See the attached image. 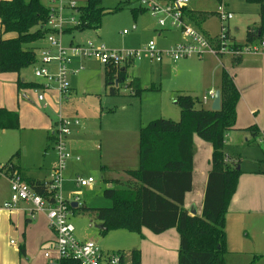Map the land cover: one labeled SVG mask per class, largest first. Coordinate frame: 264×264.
I'll return each mask as SVG.
<instances>
[{"label":"rangeland","instance_id":"1","mask_svg":"<svg viewBox=\"0 0 264 264\" xmlns=\"http://www.w3.org/2000/svg\"><path fill=\"white\" fill-rule=\"evenodd\" d=\"M71 1L79 7L86 4V0ZM42 2L45 4L44 0ZM125 2L127 0H102V7L110 10ZM133 6L131 3L123 10L103 17L98 34L91 30L75 32L62 36V41L68 43L72 39L74 43L81 45L94 41L109 50L137 49L149 41L159 47H165L177 41L175 33L167 34L164 39L163 36H158L157 31H152L155 21L146 13L139 14L134 19L130 11ZM217 6L216 0H191V8L196 11H192V17L198 23L197 27L213 39L220 36L223 24L215 14ZM65 16L68 17L69 14ZM76 22L77 20H73V23ZM123 31L127 34L123 35ZM39 42L27 48H32ZM185 61H181L184 62L183 65L179 62L174 66L165 64L162 67L149 64L146 60L135 62L127 72L129 76L137 77L141 82L143 92L139 99L131 96L132 91L125 87L128 81L125 85H118V96H109V86L104 87L105 67L95 61H85L80 74L70 77L73 92L56 100L49 91L28 90L26 98L18 105L16 101L23 99L22 94L18 95L0 83V106L10 108L19 115L18 130H0V166L11 160L12 164L19 165L24 177L48 178L47 169L57 165L55 152L46 148L48 116L58 118L63 114L62 117L79 119L82 128H76L78 134H75V131L71 135L68 148L72 158L77 156L80 161L67 162L62 172L64 189L61 194L64 199H71L73 193L80 195V209L75 210L70 218L75 228L74 236L79 241H94L104 251L122 250L129 254L133 250H141L143 242L137 234L110 231L104 236L101 235V223L91 210L111 207V201L103 197V191L109 185L114 189L135 186L125 171L138 168L140 127L160 118L178 121L179 108L173 102L176 91L199 93L203 79L209 78L211 72L221 65L220 62L228 68L233 58L219 60L215 56L206 55L202 60L191 58ZM77 63L78 61L74 62ZM200 65L203 67V73ZM25 74L28 81H38L34 76V67L26 69ZM152 87H155L156 91L150 90ZM39 94H42L46 101L49 99L52 102L53 99L54 104L45 101L47 107L44 108L43 104L37 101ZM239 106L238 124L240 128H246L253 123L243 100ZM55 109L57 110L54 112ZM233 139L238 143V136H233ZM245 146L243 149L236 146L230 148V153L238 151L236 158L242 161L241 171L264 173L260 150L253 143H246ZM17 152L19 158L13 157ZM77 177H92L95 184L90 189L76 188L73 182ZM117 180L118 183H115ZM9 188V181L0 177V198L9 195ZM243 188L244 198H248L246 209L239 214H231L228 210L226 214L227 251L228 241L233 251H228L225 255V264H264V178L250 181L244 179ZM84 208L89 211H84ZM143 246L145 257L144 263L141 261L140 264H174L169 253L156 254L155 249L146 244ZM46 251L52 252V249L48 248ZM167 251L173 252L170 248ZM254 255L261 257L252 262ZM32 257L33 264H49L47 259L43 258V251L39 254L34 249Z\"/></svg>","mask_w":264,"mask_h":264},{"label":"trees","instance_id":"2","mask_svg":"<svg viewBox=\"0 0 264 264\" xmlns=\"http://www.w3.org/2000/svg\"><path fill=\"white\" fill-rule=\"evenodd\" d=\"M245 2L259 5V24L256 28H247L243 44H237L226 32L225 39L231 41L232 49L251 46L264 40V0ZM129 5L131 3L127 1L107 10L102 7V0H86L85 6L77 8L78 25L64 29L62 34L71 35L87 30L98 33L103 17ZM130 11L134 19L139 14H145L135 6ZM187 15L189 22L198 28V23L188 9ZM48 17L49 9L42 0L0 1L2 31L4 34H16V38L0 40V74H19L34 66L37 61L36 52L27 46L45 39L50 33L45 27ZM240 58L234 59V66L239 63ZM127 71L128 67L105 68L104 87L109 86V96H118V85H125L128 81L125 87L132 91L130 95L140 98L143 92L141 82L137 77L129 76ZM16 85L19 92L42 88L36 82L21 79L17 80ZM150 90L156 91L155 87ZM219 91L220 110L217 112L204 109L198 97L176 92L173 102L179 108L178 121L160 118L140 127L138 168L125 171L135 186L125 189H114L113 186L106 188L103 197L111 201V207L91 210L101 223V235L110 231H127L141 237L142 229L154 235L175 229L179 236L177 264H225L228 252L226 214L242 172L239 168L240 158L229 162L224 152L225 137L235 128L236 107L241 96L233 76L223 67L220 70ZM18 129V113L0 108V130ZM244 131L251 138L248 144L254 145L260 134L264 133L256 126H249ZM194 135L209 143L212 148L211 169L200 216H191L184 209L185 195L192 189ZM13 157L19 158V153ZM4 166L7 174L20 177L19 165H14L9 160ZM21 181L42 197L48 198L54 194L47 193L44 182L32 179ZM83 210L89 211L86 208ZM20 254L24 255L23 247ZM260 257L254 256L252 262ZM131 263H141L140 250L131 251ZM59 264L77 263L62 259Z\"/></svg>","mask_w":264,"mask_h":264},{"label":"built area","instance_id":"3","mask_svg":"<svg viewBox=\"0 0 264 264\" xmlns=\"http://www.w3.org/2000/svg\"><path fill=\"white\" fill-rule=\"evenodd\" d=\"M44 1L49 9L45 27L50 33L45 37L47 47L36 53L34 76L45 82L42 85L44 90L48 91L50 87H54L58 98L69 94L71 72L77 73L82 70L81 66L78 69L71 68L75 61H95L105 68H130L135 62L143 60L149 64L174 65L191 58L202 60L206 55L218 59L226 57L235 59L244 54H264V40L251 46L232 49L231 41L225 39V34L228 32L226 24L232 18V14L225 9V0H216L218 3L216 14L223 24L220 36L215 39L207 37L189 22L187 9L189 10L190 0H127L155 21L158 36L176 33L180 37L168 47H159L153 41H149L140 48L129 50H109L94 41L66 47L62 41V32L66 28L78 25V21L73 23V20H77L78 6L71 0ZM123 34L127 33L123 31ZM37 99L44 108L47 107L42 94H39ZM79 125L80 120L77 118L58 116L52 128L51 137L57 165L52 169L49 181L45 183L47 193H54L52 196L45 198L38 195L21 181V177L7 174L6 166H0V177L6 178L10 185L9 198L0 205V212L22 210L29 220L35 219L38 215L46 218L48 228L54 235L52 252L44 253L49 264H59L62 259H70L77 264H132L131 253L104 251L94 241H79L74 236L75 228L70 221L75 211L72 204H76V208L80 207V195L73 193L71 199H64L61 194L64 189L62 172L67 162L72 159L68 149V138ZM258 145L264 161V133L260 134ZM94 184L95 180L92 177H77L75 180L76 188L90 189ZM10 244H14V241L11 240Z\"/></svg>","mask_w":264,"mask_h":264},{"label":"crops","instance_id":"4","mask_svg":"<svg viewBox=\"0 0 264 264\" xmlns=\"http://www.w3.org/2000/svg\"><path fill=\"white\" fill-rule=\"evenodd\" d=\"M225 9L227 12L232 14L231 20H229L226 24L229 37L232 38L237 44H243L245 32L247 28L253 29V28H256L259 24V10H260L259 5L247 4L245 0H225ZM189 11L191 12L193 11L196 13V11L192 10L191 8V0H190V5H189ZM198 29L200 32L206 35V33L203 30H201L200 28ZM151 30L154 32L157 31L156 27L152 28ZM167 34H163L162 38L164 39L167 38L166 37ZM206 36L209 37L208 35ZM176 37H177L176 40L178 41L180 38L179 35L176 34ZM13 38H16V34L14 33L4 34L0 26V40L13 39ZM174 42L169 43L165 47H168ZM63 44L66 47L72 46V45H81V43H74L72 39L68 43L63 42ZM45 47H47L46 39H43L41 42L32 46V48L35 50L36 53L40 49L45 48ZM229 59L231 60L232 58H229ZM84 62L85 61H82L80 63L78 62L77 64L73 63L71 65V68L78 69V67H80L81 65L82 70H83ZM165 64L167 63L161 64V65L157 64V65L162 67ZM183 64L184 62H181V65ZM220 64L221 65L218 66L217 70L214 69L211 72V75L209 76V78H207L206 80L203 79L201 87L199 89L200 90L199 93H196V92L193 93L189 91H176V92H182V93L188 94L193 97H198L202 102L201 104L202 107L204 109L210 110L212 106V102H213V98H211V94H214L216 91H219L220 70L222 69V67L231 76H233L234 83L240 93L241 98L236 107L237 120H236L235 128L233 131L228 132L225 137L224 152L229 162H232L233 160H236V154L238 153V151L236 153H230V148L232 146H236L240 149H243L246 147L245 146L246 143H248L249 140L251 139L248 133L244 131L247 127L240 128L238 124V120L240 116L239 115V109H240L239 104L242 102V100H243V105L247 107V111L252 120L251 122L253 123L250 126H256L258 130L264 131V54H260V55L244 54L243 56H241L239 63L236 66H234V59H233V62L231 63L229 62L227 66L228 68H225L223 63L220 62ZM167 65L174 66L176 64L174 65L167 64ZM229 65H230V68H229ZM201 66L202 65H200V68L202 71L203 67ZM50 68L51 70H54L53 67H50ZM240 70L243 72H240ZM25 73H26V69L21 71V73L19 74H0V83H2L3 86L10 88L12 91L16 92L18 95L22 94L23 99L21 101L20 100L16 101L18 105H20V103H22V101L26 98L27 96L26 92L28 91V90H21L20 92L17 91L16 82L18 79H21L27 82H36L41 86L45 83L43 80H40V79H38V81H35V80L28 81L26 79ZM78 74H80V71H78L77 73L71 72L69 76V81L72 75L74 76ZM41 89H43V87ZM48 91L52 94L53 96L52 98H55V100L56 98H58L54 87H50ZM72 92H73V88L71 87V84H70L69 94H71ZM247 95H250V96H247ZM46 102L50 104V103H53L54 101L52 99V102H50V100L48 99V101ZM257 106L258 108H255ZM0 108H4V107L0 106ZM6 110L13 111V110H10V108ZM56 110L57 109H55L54 112ZM62 116L64 115L62 114ZM48 118H49V121H48L47 128L49 130L47 131V136H46V139L48 142V145H46V148L47 147L49 149L51 148L54 152L53 140L49 141V139H52L51 131H52V128L55 122L57 121V116L52 117V118L48 116ZM70 118H74V117H70ZM178 118H179V114H178ZM80 126H81V121H80V125L77 128H79ZM74 132L75 134H78V130H76V128L74 129L72 134ZM233 136L239 137L238 143L234 142ZM69 138H68V145H69ZM193 143H194L195 151H194V156H193L192 189L190 192L186 193L185 195L184 209L188 212L189 209L192 207L193 210L196 211V215L200 216L202 212L207 177L211 169L210 159H211L212 148L209 143L202 141L195 135L193 137ZM255 146L261 152V149L257 141L255 143ZM261 156H262V153H261ZM71 160L74 162L80 161L79 157L77 156H74V158H72ZM261 161H262V164L264 165L263 158L262 160H260V162ZM55 167L56 166H53L52 168L47 169L49 177L46 179L24 177L22 174V170H20V177L22 179H32V180L46 183L49 181L50 173L52 169ZM239 168L241 170V167ZM241 172L242 174L239 178L240 180L237 186V190L235 194L233 195L230 201L229 207H228L229 213L231 214L243 213V209H246L245 206L248 201V198L247 197L244 198V195H245L244 188H243L244 179L245 181H250V180H256V179L261 180L264 178V173L260 171L256 173L244 172V171H241ZM73 184L75 186V181L73 182ZM109 186L112 187V185H109ZM8 198H9V195L5 196L4 198H0V205L4 203L5 201H7ZM74 209L77 210L78 208H74ZM262 215H264V213ZM140 238L143 242L141 246V250H140L141 261H143V263H144V257H145V248L143 245L146 244L151 249L153 250L155 249L154 251L156 254H161L164 252V254L167 255L169 253L173 257L174 264H177V251L179 247V236L175 229H170L160 235H154L150 233L148 230L142 229ZM11 240L14 241V244H10ZM53 241H54V235L51 232V230L48 228L47 220L43 215H38L37 217H35V219L29 220L27 219V217L25 216L22 210H16L13 212H5V211L0 212V264H33L34 259L32 257V252L34 249L39 254H41L43 251V258L45 259L44 253L46 250H48V248L52 247ZM22 247L24 249V255L20 254V249ZM169 248L173 252L167 251ZM117 251H122V250H117ZM228 251L230 253L233 251V249L230 247L229 241H228ZM254 256H258V255H254Z\"/></svg>","mask_w":264,"mask_h":264},{"label":"water","instance_id":"5","mask_svg":"<svg viewBox=\"0 0 264 264\" xmlns=\"http://www.w3.org/2000/svg\"><path fill=\"white\" fill-rule=\"evenodd\" d=\"M211 111H214V112H217L220 110V91H216L214 94H213V102H212V106H211ZM111 186H109L108 188H110ZM72 207L73 208H76V204H72ZM189 214L191 216H195L196 215V211L193 210V208L191 207L189 209Z\"/></svg>","mask_w":264,"mask_h":264}]
</instances>
